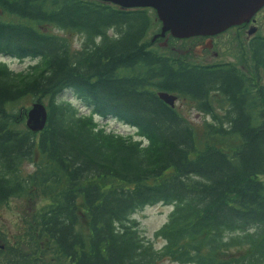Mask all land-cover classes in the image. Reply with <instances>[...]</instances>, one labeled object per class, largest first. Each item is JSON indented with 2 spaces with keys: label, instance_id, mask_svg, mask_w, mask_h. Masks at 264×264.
<instances>
[{
  "label": "trees",
  "instance_id": "1",
  "mask_svg": "<svg viewBox=\"0 0 264 264\" xmlns=\"http://www.w3.org/2000/svg\"><path fill=\"white\" fill-rule=\"evenodd\" d=\"M0 9L12 17L0 16V54L34 60L22 70L0 60V208L32 187L52 200L23 229L29 261L49 263L45 239L68 264H264V38L249 43L260 76L161 51L152 8L0 0ZM43 25L81 35L80 48ZM68 90L88 113L60 100ZM159 92L212 121L196 126ZM25 98L46 105L43 129L24 124ZM27 163L35 170L25 174ZM156 204L173 206L154 233L161 247L135 217ZM8 249L19 264L21 244Z\"/></svg>",
  "mask_w": 264,
  "mask_h": 264
},
{
  "label": "rangeland",
  "instance_id": "2",
  "mask_svg": "<svg viewBox=\"0 0 264 264\" xmlns=\"http://www.w3.org/2000/svg\"><path fill=\"white\" fill-rule=\"evenodd\" d=\"M152 14H157L155 9H152ZM0 16L4 18H12L4 13ZM155 26L153 30L157 31L161 28L162 22L156 17ZM44 29L47 31L60 34L68 38L72 44V48L77 50L80 48L82 43V36L79 34L68 33L60 30L53 25H43ZM256 31V30H255ZM249 33L252 35L255 33ZM264 32V29H263ZM154 32H152L153 34ZM152 34L150 36H152ZM159 39L155 42V46L160 48L161 51L167 52L169 54H174L176 56L184 57L188 61L197 62L200 64H223V63H234L239 67H243L249 71L259 72L261 76V71L256 67L254 63L251 52H250V40L248 39L247 32L244 29H231L227 33L223 34L216 40L214 47L206 49L200 52V44L198 37L193 39H177L170 41L169 37ZM200 38V37H199ZM0 60L6 61L10 67L14 70L26 69L27 66L34 62L32 59H25L23 61L11 58L9 56H3L0 54ZM264 81V79H262ZM72 100L77 107L80 108L82 113H88L89 108H87L84 103L76 99L72 91H65L60 100ZM35 102V101H34ZM33 100L23 99L19 103V106L27 105L28 111L33 105ZM176 107H178L182 113H184L196 126H203L204 122L212 121L211 116H207L204 112L196 108L191 102L182 98L181 96L175 102ZM28 111L24 116V124L27 125ZM221 112L223 110H220ZM98 121L103 124L108 130L115 131L122 134H134L135 129L115 118H97ZM35 170L34 164H26L23 168V173H31ZM50 196L44 195L42 190L39 188L32 187L30 192L23 196H13L11 197L3 207L0 208V264H16L13 260L14 254L8 249V245L12 244L14 246L21 244L22 251L18 254L20 255L19 264H41L37 260L29 261V257L32 256L29 252L32 251V244L24 241L27 240L28 236H25L23 229L28 228V224L32 220V229H35L37 222L35 221V215L43 209L46 205L51 203ZM173 209L171 205L156 204L152 206H147L144 209L138 211L135 217L140 222V229L147 237L154 239L157 247H161L164 241L161 239H155L154 233L167 221L170 211ZM46 240L42 242V249L47 251L46 256L43 258L49 261L48 264H68L65 259L56 256L46 245ZM24 244V245H23ZM19 247V246H18ZM14 248V247H13ZM36 248V247H34ZM15 249V248H14ZM231 253H238V250L227 251L225 255ZM21 259V260H20ZM169 262V261H168ZM170 264H179L177 262H170Z\"/></svg>",
  "mask_w": 264,
  "mask_h": 264
},
{
  "label": "water",
  "instance_id": "3",
  "mask_svg": "<svg viewBox=\"0 0 264 264\" xmlns=\"http://www.w3.org/2000/svg\"><path fill=\"white\" fill-rule=\"evenodd\" d=\"M125 8L150 7L156 10L162 22L161 32L155 35L165 37L168 32L178 38L196 35H214L228 27L250 18L264 6V0H102ZM252 33V31H250ZM153 39V40H154ZM160 97L172 106L178 96L159 92ZM48 112L42 102H34L28 111L27 126L40 130L46 124ZM261 264V263H257Z\"/></svg>",
  "mask_w": 264,
  "mask_h": 264
},
{
  "label": "flooded vegetation",
  "instance_id": "4",
  "mask_svg": "<svg viewBox=\"0 0 264 264\" xmlns=\"http://www.w3.org/2000/svg\"><path fill=\"white\" fill-rule=\"evenodd\" d=\"M231 29H244L247 32V36L249 40H252L254 38H264V6L262 8H260L251 18L249 21L247 22H243L241 24H236L233 25L229 28H227V30L214 34V35H197L194 37H190L187 39H193L195 37H198L199 40V46L201 48L200 52L202 53V51L212 48L214 47V45L216 44V39L219 38L220 36H222L223 34L227 33L228 31H230ZM256 30V31H255ZM250 31H255L254 34L252 35H248L250 33ZM169 37V36H168ZM167 37V39H168ZM200 37V38H199ZM210 65V64H207Z\"/></svg>",
  "mask_w": 264,
  "mask_h": 264
},
{
  "label": "bare ground",
  "instance_id": "5",
  "mask_svg": "<svg viewBox=\"0 0 264 264\" xmlns=\"http://www.w3.org/2000/svg\"><path fill=\"white\" fill-rule=\"evenodd\" d=\"M169 34H171L170 32H168L167 33V36H169ZM172 35V34H171ZM173 37H175V36H173ZM175 38H177V39H181V38H178V37H175Z\"/></svg>",
  "mask_w": 264,
  "mask_h": 264
}]
</instances>
